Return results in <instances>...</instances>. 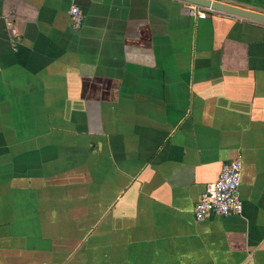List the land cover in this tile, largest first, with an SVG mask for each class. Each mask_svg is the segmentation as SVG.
<instances>
[{"label": "crops", "instance_id": "crops-1", "mask_svg": "<svg viewBox=\"0 0 264 264\" xmlns=\"http://www.w3.org/2000/svg\"><path fill=\"white\" fill-rule=\"evenodd\" d=\"M233 160L242 214L197 221ZM0 264H264V24L0 0Z\"/></svg>", "mask_w": 264, "mask_h": 264}, {"label": "built area", "instance_id": "built-area-1", "mask_svg": "<svg viewBox=\"0 0 264 264\" xmlns=\"http://www.w3.org/2000/svg\"><path fill=\"white\" fill-rule=\"evenodd\" d=\"M72 23L76 29L83 24V15L79 7L72 6L70 11ZM218 11L200 5L189 4V15L196 19H206L209 14ZM243 163L233 160L224 164L218 179L210 184L193 209L197 221H204L212 216H240L243 212V201L239 196L242 183Z\"/></svg>", "mask_w": 264, "mask_h": 264}, {"label": "water", "instance_id": "water-1", "mask_svg": "<svg viewBox=\"0 0 264 264\" xmlns=\"http://www.w3.org/2000/svg\"><path fill=\"white\" fill-rule=\"evenodd\" d=\"M188 4L210 7L218 12L264 24V14L222 4L214 0H180Z\"/></svg>", "mask_w": 264, "mask_h": 264}]
</instances>
